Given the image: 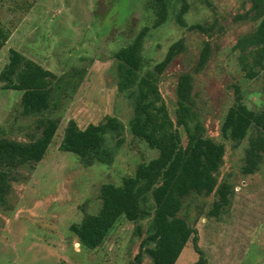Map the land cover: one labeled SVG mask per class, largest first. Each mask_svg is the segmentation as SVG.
Wrapping results in <instances>:
<instances>
[{"label":"rangeland","instance_id":"obj_1","mask_svg":"<svg viewBox=\"0 0 264 264\" xmlns=\"http://www.w3.org/2000/svg\"><path fill=\"white\" fill-rule=\"evenodd\" d=\"M188 24L217 21L212 59L196 75L194 93L207 132L226 147L220 182L228 184L230 203L219 216L210 214L218 194L191 195L180 213L196 226L199 245L211 264H264V162L245 175L246 139L239 146L221 137L220 127L240 88L251 109L264 106L262 72L249 77L241 68L238 40L252 32L255 23L236 20L249 8L242 0H189ZM145 0H0V27L9 39L0 50V72L14 48L57 76L86 68L78 90L65 95L50 115L61 123L45 159L32 169H20L13 182L7 210L0 209V264H127L138 252L142 237L136 224L122 217L105 243L95 250L82 248L70 230L84 214L101 208L100 188L120 185L136 166L157 156V151L132 136L128 123L133 115L129 100L118 90L113 53L131 41L143 27H151L154 14ZM177 11V10H176ZM205 38L179 27L173 10L169 20L151 30L145 46L147 69L161 61L171 44L185 39L187 53L179 56L163 76L161 91L173 116L178 76L197 64ZM256 72L258 70H255ZM254 71V72H255ZM22 92L2 89L0 83V129L5 137L27 142L36 135L38 116H24ZM114 116L126 130L122 146L111 165L84 167L78 157L60 150L65 128L75 120L82 129ZM183 141L186 142L183 135ZM115 146V141L109 142ZM142 235L149 221L140 224ZM198 261L192 241L176 264ZM147 263V262H146ZM148 264V263H147Z\"/></svg>","mask_w":264,"mask_h":264},{"label":"trees","instance_id":"obj_2","mask_svg":"<svg viewBox=\"0 0 264 264\" xmlns=\"http://www.w3.org/2000/svg\"><path fill=\"white\" fill-rule=\"evenodd\" d=\"M145 2L146 9L155 16L153 25L143 27L113 56L118 90L133 108L128 130L158 154L139 163L120 185L103 184L99 212L85 213L81 222L72 224L70 230L82 248L95 250L105 243L124 217L136 224V234L142 237L137 254L127 264H176L190 241L198 255L194 264H211L199 245L196 226L180 213L185 199L195 194L207 197L218 194L210 211L214 216H219L230 203L232 189L219 180L226 147L209 136L194 93L196 75L204 71L212 59L218 24L216 20L188 24L189 0ZM246 4L249 8L236 20H248L256 26L238 40L234 50L240 51L241 68L249 77L262 72L264 78V0H242L241 8ZM172 10L179 27L205 36L200 43L197 64L178 76L173 116L163 97L161 83L174 60L187 53V43L179 39L171 44L152 69H147L144 56L151 30L162 27ZM8 39L9 32L0 27V50ZM85 75L86 68L73 67L72 71L57 76L21 51L9 50V61L0 72L2 89L22 92V114L39 119L36 135L27 142L7 138L0 129V209L9 208V195L13 182L20 179V169L26 166L33 169L45 159L61 123L60 117L50 114L58 107L59 100L78 90ZM125 130L123 121L114 116L85 129L72 119L65 128L60 150L75 154L84 167L111 165L116 150L122 146ZM220 132L224 140L235 146L248 139L242 172L245 175L256 173L264 162V106L258 110L249 108L240 88L236 87V98L224 116ZM110 141H115V146H110ZM145 220L149 225L143 236L140 224Z\"/></svg>","mask_w":264,"mask_h":264}]
</instances>
